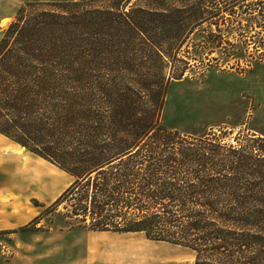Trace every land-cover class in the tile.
I'll list each match as a JSON object with an SVG mask.
<instances>
[{
	"label": "trees",
	"instance_id": "trees-1",
	"mask_svg": "<svg viewBox=\"0 0 264 264\" xmlns=\"http://www.w3.org/2000/svg\"><path fill=\"white\" fill-rule=\"evenodd\" d=\"M203 14L201 0L16 10L0 37V135L72 181L4 233H140L190 250L195 264H264V138L226 143L163 121Z\"/></svg>",
	"mask_w": 264,
	"mask_h": 264
},
{
	"label": "rangeland",
	"instance_id": "rangeland-1",
	"mask_svg": "<svg viewBox=\"0 0 264 264\" xmlns=\"http://www.w3.org/2000/svg\"><path fill=\"white\" fill-rule=\"evenodd\" d=\"M65 1L89 0H0V37L24 3ZM201 6V31L191 35L189 53L178 56L189 65L181 79L168 86L163 121L196 136H224L226 143L235 144L234 138L248 135L264 138V0H201ZM14 148L19 157L5 156L9 159L0 163V213L6 219L11 213L21 215L15 222L20 228L43 211L36 204L48 206L72 178L28 151ZM27 160L30 171L22 172ZM4 232L0 233V264H82L86 255L96 261L92 264H103L102 257L110 264L116 259L117 264H195L190 250L148 240L140 233L30 227L18 232L27 236L25 251L18 255L10 244L21 243L20 236Z\"/></svg>",
	"mask_w": 264,
	"mask_h": 264
},
{
	"label": "crops",
	"instance_id": "crops-1",
	"mask_svg": "<svg viewBox=\"0 0 264 264\" xmlns=\"http://www.w3.org/2000/svg\"><path fill=\"white\" fill-rule=\"evenodd\" d=\"M15 146L19 147V151H20V146L13 143L11 140H9L8 138L0 135V163L2 162V160H6V159H9L12 160L14 157H19V155H17L15 153ZM9 147V149H7ZM26 151V150H25ZM3 156V157H2ZM5 156L9 157V158H5ZM9 160V161H10ZM7 161V162H9ZM30 160H27L26 162H24L23 166H22V172H26V171H30ZM9 215V214H8ZM11 216H8V219H6V216L5 214L3 213H0V216L3 218L0 219V232H3V231H9V230H14V229H17L18 226L20 224H17L15 223L17 220H19L21 218V215L19 216H13V213L10 214ZM25 218V216H24ZM27 220V218H25ZM115 234H118V233H115ZM123 234V233H121ZM8 235H10V237H15V236H20V240H21V243H11L10 244V247L12 248V251L14 252V254H22L24 251H25V246H26V243L24 242V238L27 236H22L23 234H19L18 232H14V233H8ZM36 235V234H35ZM16 255H14L12 257V259H15ZM102 263L103 264H110V260H107L105 258L102 257ZM92 262L96 263L95 260H93L92 256H89V255H86V256H83L82 257V260L80 261V263L82 264H92ZM111 262L113 264H117L119 263V261L116 259V260H111Z\"/></svg>",
	"mask_w": 264,
	"mask_h": 264
},
{
	"label": "bare ground",
	"instance_id": "bare-ground-1",
	"mask_svg": "<svg viewBox=\"0 0 264 264\" xmlns=\"http://www.w3.org/2000/svg\"><path fill=\"white\" fill-rule=\"evenodd\" d=\"M20 150H25L23 147H20Z\"/></svg>",
	"mask_w": 264,
	"mask_h": 264
}]
</instances>
